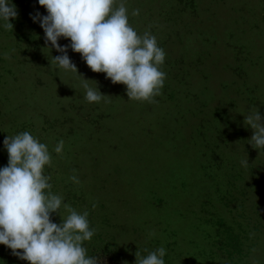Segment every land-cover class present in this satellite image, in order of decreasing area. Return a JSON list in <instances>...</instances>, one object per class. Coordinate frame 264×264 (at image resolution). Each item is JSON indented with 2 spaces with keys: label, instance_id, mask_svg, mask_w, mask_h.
<instances>
[{
  "label": "rangeland",
  "instance_id": "obj_1",
  "mask_svg": "<svg viewBox=\"0 0 264 264\" xmlns=\"http://www.w3.org/2000/svg\"><path fill=\"white\" fill-rule=\"evenodd\" d=\"M126 7L131 26L150 31L166 53L162 94L152 101L128 99L126 85L93 72L69 48L78 74L109 96L89 103L80 77L53 61L60 53L39 23L19 13L13 28L0 21V167L7 135L28 131L47 144L51 191L88 212L95 232L84 246L103 264H138L161 246L165 263L203 260L220 253L214 241L223 224L241 234L252 264H264V150L249 143L254 130L244 122L256 108L264 117V0ZM59 215L53 222L67 209Z\"/></svg>",
  "mask_w": 264,
  "mask_h": 264
},
{
  "label": "clouds",
  "instance_id": "obj_2",
  "mask_svg": "<svg viewBox=\"0 0 264 264\" xmlns=\"http://www.w3.org/2000/svg\"><path fill=\"white\" fill-rule=\"evenodd\" d=\"M46 15L30 14L44 32L45 43L60 55L53 58L57 67L76 73L85 89L89 103H99L105 97L78 74L68 49L81 54L93 72H102L113 83L126 85L128 99L152 101L161 95L166 73L160 66L166 53L150 31L143 35L129 23L127 0H37ZM132 15H139L134 9ZM18 11L13 0H0V21L13 28L10 18ZM60 38L69 39L61 45ZM254 132L249 140L253 148L264 150V117L257 108L245 116ZM8 163L0 167V244L13 255L29 264H103L99 257L90 256L84 242L91 240L95 229L90 227L88 212H78L65 202L62 195L51 191V177L45 173L52 163L47 144L24 131L6 136L3 141ZM60 140L54 151L61 153ZM243 166L248 159L241 161ZM70 180L79 184L78 176ZM68 211L66 219L53 222L61 207ZM60 216V215H59ZM151 236L155 232L150 233ZM22 250V251H17ZM166 248L161 246L142 256L138 264H165Z\"/></svg>",
  "mask_w": 264,
  "mask_h": 264
},
{
  "label": "trees",
  "instance_id": "obj_3",
  "mask_svg": "<svg viewBox=\"0 0 264 264\" xmlns=\"http://www.w3.org/2000/svg\"><path fill=\"white\" fill-rule=\"evenodd\" d=\"M13 2L17 6L18 13L24 17L31 18L30 14L34 15L36 12L33 10V8H36V5L28 0H13ZM214 244L215 247L218 245L220 253L213 249L209 252L207 258L198 260L192 257L187 260L186 264H252L246 258L248 246H246L241 234L236 231L234 226L223 224L222 231L218 234ZM0 264H29V262L13 255L11 249L0 244Z\"/></svg>",
  "mask_w": 264,
  "mask_h": 264
}]
</instances>
